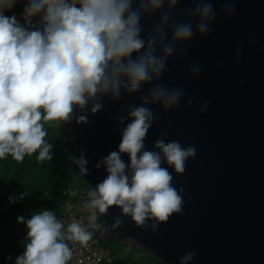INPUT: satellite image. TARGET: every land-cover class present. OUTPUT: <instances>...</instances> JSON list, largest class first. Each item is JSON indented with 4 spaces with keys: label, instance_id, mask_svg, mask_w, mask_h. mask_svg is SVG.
Instances as JSON below:
<instances>
[{
    "label": "clouds",
    "instance_id": "obj_1",
    "mask_svg": "<svg viewBox=\"0 0 264 264\" xmlns=\"http://www.w3.org/2000/svg\"><path fill=\"white\" fill-rule=\"evenodd\" d=\"M17 2L0 0V158L11 155L22 162L35 154L40 162L52 161L54 146L46 139L50 122L56 127L73 120L87 125L89 113L104 110L105 98L120 102L125 94L140 93L141 103L121 104L113 116L120 125L121 142L118 151L95 165L105 166L107 176L88 192L87 226L77 220L65 226L46 209L27 220L18 217L26 224L27 235L15 264H68L73 256L69 242L86 246L96 232L109 231L106 222L98 220L113 206L142 230H148L152 221L153 233L173 214L183 215L184 189L174 186L169 168L184 174L189 158L197 155L196 147L168 141L167 133L160 134L153 150L146 149L145 140L160 121L151 106L159 105L164 113L174 111L186 90L153 82L169 71L170 58L187 55L186 45L194 36L210 35L218 18L214 4L222 3L220 12L230 19L236 12L235 0H191L184 19L174 15L182 0H26L23 24L15 14L5 15ZM157 14L158 20L145 32L143 21ZM249 42L255 47L254 36ZM242 52V47L235 50L237 62ZM205 68L193 63L190 74L199 78ZM146 85L153 86L144 92ZM196 99L189 98L188 106ZM209 107L210 101L203 102L201 114ZM68 159L81 176L89 174L83 150L79 158L69 154ZM26 197L27 191L10 196L9 202ZM113 219L111 230L123 226L120 216ZM196 255L186 252L179 264H192Z\"/></svg>",
    "mask_w": 264,
    "mask_h": 264
},
{
    "label": "water",
    "instance_id": "obj_2",
    "mask_svg": "<svg viewBox=\"0 0 264 264\" xmlns=\"http://www.w3.org/2000/svg\"><path fill=\"white\" fill-rule=\"evenodd\" d=\"M191 6V0H182L174 15L184 19L185 9ZM214 7L218 18L210 35L194 36L186 45L187 55L170 58L169 71L153 82L186 90L174 111L164 113L159 105L151 106L160 121L145 140L146 149L153 150L160 134L167 133L168 141L196 147L197 155L189 158L184 174L169 168L174 186L184 189V214H173L153 233L152 221L148 230H142L113 206L98 220L106 222L109 231L95 233L104 241L133 244L161 264H179L189 251L197 253L192 264H264V0H235L236 12L230 19L220 12L222 3ZM157 20L158 14L146 18L145 32ZM253 36L255 47L249 42ZM238 47L243 49L239 62ZM193 63L206 66L199 78L190 74ZM152 86H144L143 91ZM193 95L197 99L189 107ZM139 96L125 94L120 102L105 98L103 111L89 113L91 123L77 125L73 120L64 126L67 155L79 158L83 150L89 174L81 176L68 159L69 171L92 188L107 176L106 167L97 169L96 163L119 150L122 133L114 114L121 104L141 103ZM205 101H210V107L201 114ZM122 159L130 163L127 154ZM117 216L124 224L113 231Z\"/></svg>",
    "mask_w": 264,
    "mask_h": 264
},
{
    "label": "rangeland",
    "instance_id": "obj_3",
    "mask_svg": "<svg viewBox=\"0 0 264 264\" xmlns=\"http://www.w3.org/2000/svg\"><path fill=\"white\" fill-rule=\"evenodd\" d=\"M24 3L26 0H18L10 11L5 12V15L15 14L16 9ZM17 19L22 24L25 23L22 15L17 16ZM50 123L53 126L48 127L49 134L46 139L54 146L52 161L40 162L35 154L25 156L22 162L14 160L11 155L0 158V208L9 211L16 209L20 203L33 201L45 203L44 208H32L27 212L0 221V264H15L16 257L24 251L27 226L25 223H20L18 217L22 216L27 220L36 211L46 209L53 210L57 218L63 221L64 197L79 183L68 168V155L65 151L68 148V138L62 134L64 126L56 127V122ZM25 191L29 193V197L22 201L17 199L14 203L9 202L10 196L19 197ZM131 262L145 264L128 257V263L131 264Z\"/></svg>",
    "mask_w": 264,
    "mask_h": 264
},
{
    "label": "built area",
    "instance_id": "obj_4",
    "mask_svg": "<svg viewBox=\"0 0 264 264\" xmlns=\"http://www.w3.org/2000/svg\"><path fill=\"white\" fill-rule=\"evenodd\" d=\"M75 177L79 183L66 193L62 203L63 222L67 226L68 223L77 220L87 226L89 213L84 205L89 199L88 192L93 188L84 179ZM72 192H75L76 195L73 196ZM69 245L73 250V256L68 264H123L127 257V252L124 249H113L110 245L103 243L95 234L86 246L77 242H69Z\"/></svg>",
    "mask_w": 264,
    "mask_h": 264
},
{
    "label": "trees",
    "instance_id": "obj_5",
    "mask_svg": "<svg viewBox=\"0 0 264 264\" xmlns=\"http://www.w3.org/2000/svg\"><path fill=\"white\" fill-rule=\"evenodd\" d=\"M24 7H25V3L16 9L15 11L16 17L19 15H22ZM62 134L66 136L64 128L62 129ZM44 204L45 203L42 201H33V202H27V203H20L18 204V207L16 209L9 210V211L3 208H0V221H4L8 218L19 215L20 213L27 212L28 210L32 208H36V207L44 208ZM102 242L107 245H110L113 249L122 248L126 250L127 257L124 260L123 264H129L128 257L132 259L133 261H138V262L140 261V262H144L145 264H161L155 257L150 255L148 252L144 251L143 249L136 247L133 244L119 243V242H114V241H104V240H102ZM131 264L133 263L131 262Z\"/></svg>",
    "mask_w": 264,
    "mask_h": 264
}]
</instances>
